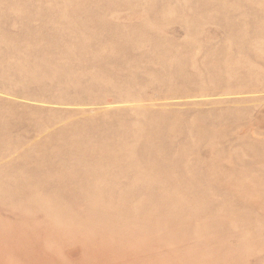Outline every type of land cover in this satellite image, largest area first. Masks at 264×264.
<instances>
[{
  "label": "rangeland",
  "instance_id": "obj_1",
  "mask_svg": "<svg viewBox=\"0 0 264 264\" xmlns=\"http://www.w3.org/2000/svg\"><path fill=\"white\" fill-rule=\"evenodd\" d=\"M0 264H264V0H0Z\"/></svg>",
  "mask_w": 264,
  "mask_h": 264
},
{
  "label": "bare ground",
  "instance_id": "obj_2",
  "mask_svg": "<svg viewBox=\"0 0 264 264\" xmlns=\"http://www.w3.org/2000/svg\"><path fill=\"white\" fill-rule=\"evenodd\" d=\"M143 34V33H142ZM82 42V41H81ZM85 43V42H84ZM87 44V43H86ZM149 71V70H148ZM154 72V71H153ZM117 79V78H116ZM118 82V81H117ZM173 154H175V153H173ZM178 154V153H177ZM137 157V156H136ZM135 158V157H134ZM153 169V168H152ZM156 170V169H155ZM154 172V171H153Z\"/></svg>",
  "mask_w": 264,
  "mask_h": 264
}]
</instances>
